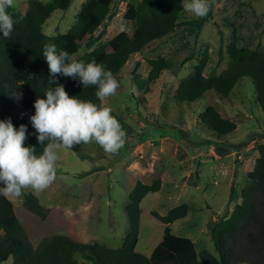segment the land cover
<instances>
[{
    "label": "rangeland",
    "instance_id": "1",
    "mask_svg": "<svg viewBox=\"0 0 264 264\" xmlns=\"http://www.w3.org/2000/svg\"><path fill=\"white\" fill-rule=\"evenodd\" d=\"M27 1L14 0V7L24 12ZM84 1L71 0L66 10L54 9L43 23L42 31L48 35L66 32L75 22ZM138 1L111 0L109 17L93 33L97 36L103 31L94 46L121 30H130L123 14L127 3L137 4ZM211 8L210 19L199 29L187 24L196 18L183 8L177 17L178 25L169 35L131 54L114 74L119 88L115 96L104 101V105L126 124V142L118 154L105 153L95 142L76 145L73 149H58L55 165L57 179L38 194L30 188L24 190L39 199L44 217L28 210L23 198L7 196L32 245H37L45 237L62 234L80 242L97 241L112 248L120 247L128 229L125 206L135 180L151 183L162 178L159 190L166 204L151 197L144 199L135 250L149 256L161 239L163 224L150 215L151 209L164 213L167 208L188 201V216L172 223V232L190 237L197 251L205 248L215 254L210 228L228 213V204L221 199L225 195V187L222 186L216 196H211L205 185L197 190L183 183L181 177L189 172L199 181L202 177L200 168L195 169V165L186 162H173L159 146L163 138L168 137L164 134H172L181 137L183 144L190 148L206 147L208 138L215 135L200 123V114L208 105L217 110L221 104L232 105L235 112L233 121L239 127L232 134L219 137L232 138V144L238 146L233 160L218 162L220 171L225 172H219V178H227L226 181L223 179L227 187L232 172L230 169L240 165L243 158L248 161V166L251 165L257 155V145L264 141V114L255 101V86L249 78H241L225 98H219L209 90L191 103H175L173 99L179 81L192 74L202 59H206L204 75L211 72L219 74L229 64L232 44L251 38L264 45V0H212ZM86 38L81 47L84 50H87L84 46ZM160 56L168 62L167 69L149 84L148 90L138 88L132 76L135 62H139L136 71L144 78L149 71L148 61ZM249 114L254 123L252 130L251 126L244 124L250 121ZM255 122L258 127H254ZM179 128L186 131L187 137ZM244 129L249 130L245 137L242 136ZM207 152L204 157H209ZM88 170L92 171L87 173ZM240 184H245L244 178ZM198 206L201 210H197ZM220 206L222 209L212 219L214 213H209L210 208ZM3 264H12L11 257Z\"/></svg>",
    "mask_w": 264,
    "mask_h": 264
},
{
    "label": "trees",
    "instance_id": "2",
    "mask_svg": "<svg viewBox=\"0 0 264 264\" xmlns=\"http://www.w3.org/2000/svg\"><path fill=\"white\" fill-rule=\"evenodd\" d=\"M110 2L85 0L72 26L64 33L53 35L42 31L43 23L54 9L66 10L71 0H28L24 12L14 6L8 9L17 23L10 39H5L0 32V120L10 117L17 129L20 124L27 125L25 146L34 145L37 156L42 154L45 145L38 143L29 117L35 113L34 101L38 97L44 98L47 89L54 90L62 84L70 96L98 106L101 103L95 95L96 86L83 87L78 80L63 75L57 77L56 84L50 85L43 45L55 43L58 51L66 50L72 55L81 49L84 38L88 37L84 42L86 54L77 59L86 63L95 60L116 74L131 54L140 52L150 42L174 30L184 0L127 3L123 18L128 21L130 30H121L94 46L101 39L103 31L97 36L93 33L109 17ZM211 11L212 8L204 18L191 20L187 24L199 29L210 19ZM229 58V64L223 71L209 75L203 74L206 59H202L192 74L179 81L173 94L175 103H191L202 98L209 90L219 98H225L241 78H249L255 86V101L264 114V45L247 38L240 44L231 45ZM148 64L149 71L144 78L136 71L138 61L132 70L134 84L144 90H148L149 84L168 67L163 56L150 59ZM14 88L23 93L19 101L10 97V90ZM111 114L125 129L124 120L114 111ZM199 120L217 137L230 135L236 128L233 120L223 117L212 105L204 108ZM178 130L187 137L185 130ZM159 187L160 179L151 183L134 182L125 206L128 229L118 248L97 241L80 242L62 234L45 237L34 246L14 211L12 201L0 194V264L9 257L12 264H264V142L257 145L253 167L247 172L246 182L241 189V202L234 205L228 215L221 216L210 229L215 254L205 248L197 251L190 237L172 232L170 224L188 212L186 203L170 207L165 214L152 210L151 214L164 224L161 239L149 256L135 250L142 211L140 201L146 193ZM25 193L22 198L28 210L44 217V208L39 199L30 191Z\"/></svg>",
    "mask_w": 264,
    "mask_h": 264
},
{
    "label": "clouds",
    "instance_id": "3",
    "mask_svg": "<svg viewBox=\"0 0 264 264\" xmlns=\"http://www.w3.org/2000/svg\"><path fill=\"white\" fill-rule=\"evenodd\" d=\"M14 0H0V32L5 39L11 38L17 23L8 9ZM183 8L196 19L207 16L212 0H184ZM86 54L84 49L70 55L59 50L55 43L43 45V57L49 69L48 83L56 84L58 76L78 80L83 87L96 86V97L100 105L70 96L61 84L54 90H46L44 98L34 101L35 113L29 119L35 129L39 144L45 145L41 155L36 147L25 146L27 125L14 127L11 118L0 120V194L22 198L25 189L38 194L47 189L56 179L57 150L61 147L73 149L76 145L97 143L105 153L116 155L126 142V132L113 116L112 109L104 101L115 96L119 82L110 70L95 60L85 62L78 56ZM23 93L10 90V97L17 101Z\"/></svg>",
    "mask_w": 264,
    "mask_h": 264
},
{
    "label": "crops",
    "instance_id": "4",
    "mask_svg": "<svg viewBox=\"0 0 264 264\" xmlns=\"http://www.w3.org/2000/svg\"><path fill=\"white\" fill-rule=\"evenodd\" d=\"M232 108L233 107L230 104H224V105L221 104V105H219L218 111L220 112V114L223 117L230 119V120H233L235 112H233ZM249 116L251 119H250V121H248L249 123L248 122L244 123V124H246V126H251L253 123V118L251 117L250 114H249ZM243 126H245V125H243ZM258 126H259V124H256V122H255L254 127H258ZM238 127H239V125L236 124L235 129H238ZM252 127L253 126L250 127V130H252L251 129ZM262 129H264V126H262ZM259 131H261V130L259 129ZM247 133H249V130L244 129L242 136L245 137L247 135ZM164 135H166L168 137L163 138V140L159 143L160 149L163 152V154L170 156L173 159V162H175L177 164L178 163L182 164V163L186 162L189 165H195V169H198L196 167H199L201 170L202 177H201V179H199V181H197L198 179L196 180L195 177H193V174L189 172V173H187L181 177V180L183 181V183H187L197 190L201 186L205 185L208 188L207 191H208L209 195H211V196H216L218 194V191L219 192L221 191L222 186L225 187V195H223L221 197V199L223 198L224 202L226 204H228V213L226 214V215H228L232 211L234 205L239 204L241 202V189L244 186V185L240 184L241 179L244 178V181L246 182V174L253 167L254 161L252 162L251 165L249 164V166H248V161L245 160V158H243L242 163L240 165L234 166L233 168H231L230 170L232 172L230 173V180L228 181L229 184L226 187L224 182L227 180V178H224V176H223V178H219V172L221 174H223L225 172L220 171L218 162L219 161L223 162L224 160H226V162H228V161L230 162V158H231V160H233V157L237 153V150H238L237 147L238 146H235L232 144L233 143L232 138H227V139L222 138L221 139L217 136H211L208 138L206 147L205 146H197L194 148H190V147L186 146L185 144H183V142H182L183 139L174 137L170 134H164ZM258 135H261V134H258ZM206 151H208L207 153H208L209 157H204V156H206V155H204V153H206ZM189 160L191 162H189ZM215 162H216V164H215ZM188 169H189V166H188ZM159 179H160V183H162V178H159ZM137 180H139V179H137ZM231 188L233 189L232 192H231ZM146 197H151L152 199H154L157 202H162L163 205L166 204L164 202V199H163L159 189L156 191H150V192L146 193L140 201V207L142 209L141 214H140V219H141V216L144 212L143 201ZM181 203H186L188 205V212H187L186 216L181 218V219H185L188 216V213L190 212V203L188 201H184ZM178 204H180V203H178ZM178 204H175V205H178ZM175 205H173V206H175ZM169 208H167V210ZM199 208H200V206L197 207V210H201ZM210 209L211 210L209 213H214L212 215V219H214V217L222 209V206H220V208L212 207ZM152 210H154V209L150 210V215H152L151 214ZM167 210H165L164 213H160L157 210H155V211H157L160 214H165ZM148 213H149V211H148ZM140 219H139V229H140ZM181 219H177L175 221H178ZM174 222H172V223H174ZM172 223L170 224V227H171ZM163 228H164V224H163ZM171 230H172V228H171Z\"/></svg>",
    "mask_w": 264,
    "mask_h": 264
}]
</instances>
